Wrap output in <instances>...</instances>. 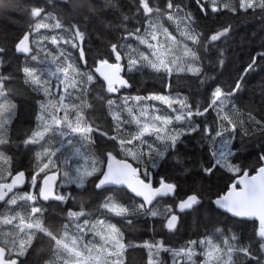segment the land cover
<instances>
[{
  "label": "snow or ice",
  "instance_id": "6c2138e0",
  "mask_svg": "<svg viewBox=\"0 0 264 264\" xmlns=\"http://www.w3.org/2000/svg\"><path fill=\"white\" fill-rule=\"evenodd\" d=\"M47 2L51 3V0ZM64 3L68 5V0ZM107 3L115 6L113 0H107ZM132 3L135 5L134 15L137 18L142 16L143 23L127 29L124 38L135 39L145 46V50L131 44L112 43L110 49L116 63L98 59L94 70L88 71L81 67L70 51L78 50L79 61L87 64L83 47L85 33L75 24L65 25L61 17L53 15L44 6L31 7L30 16L34 23L18 38L14 48L35 62L33 65L26 63L23 67V83L32 92L45 97V101L39 102L37 129L31 131L24 141L25 144H39L41 151L35 157L36 168L30 174L32 190L20 191L28 177L24 170H13V158L4 149L10 143L8 133L17 115V104L12 98L16 89L8 87L12 76L0 74V205H3L0 207V264H31L34 242L41 243L45 238L51 252L45 264H124L128 246L124 243V232L112 222V216L123 218L129 225L134 218L159 217L164 221L163 227L169 231L176 230L183 215H191L202 205L203 197L198 190L193 188L181 195L182 189L176 182L178 177L161 176L158 186H154L148 169L141 171L126 160L117 159L112 151L106 153L104 161H97L91 158L89 149L98 144L97 137H102L113 142V148H118L117 154L123 153L136 160L146 155L153 168L167 155L176 161L174 167L177 171L187 172L179 156V146L194 133L211 145V161L201 165V171L210 177L224 169L238 177L225 195L215 199L214 204L234 217L258 221L254 233L258 240L243 242L235 233L229 235L216 228L215 232L223 235L221 242L205 234L200 239L190 240L182 248L165 251L172 253L173 264H197L198 256L203 257L202 264H248L249 261L264 264V156L260 157L261 166L255 175L242 170L233 160L237 155L234 141L239 136L243 143V137L256 130L244 127L242 120L238 125L233 119L237 109L232 103V98L242 90L245 77L256 70V56L233 87L225 90L216 86L206 105L190 103L188 96L178 92H154L123 96L119 103L108 98L111 131L86 116L85 109L92 107L87 102V97L92 94L90 86L97 79L102 78L104 82L94 97L98 101H104V92L116 94L122 88L131 87L121 75L124 65L120 61L124 57H127L129 71L149 68L168 78L174 71L177 74L186 71L200 77L203 68L201 50L207 53L210 43L226 37L232 28V25H227L205 37L197 30L193 14L185 11L187 5L182 8L173 0H166L164 5L157 0H132ZM195 3L205 16L210 8L212 13L226 11L232 15H259L264 19V0H195ZM69 6L82 8L89 14L93 11L90 4H81L79 0ZM162 18L176 24V34L160 22ZM129 19L128 15H123L120 26L126 28L123 21ZM124 48L127 51H123ZM4 52L5 48L0 46V54ZM223 56V49H220V65L224 63ZM258 56L264 59V53ZM206 82L205 76L201 83ZM166 87L171 88V83ZM210 112H215L213 124L209 125L205 120L201 129L195 118ZM250 121L259 126L264 135V124L251 116ZM130 125H135V129L131 130ZM74 145L78 147L65 155L66 149ZM139 148L145 151H138ZM74 156L79 157L82 163L64 171L63 176L77 189L95 190L96 195L103 190L105 198L100 206V215L92 219L82 207L79 211L68 209L64 223L47 222L45 208L39 201L66 202L73 199L68 194L55 191V182L59 173L56 162L63 158L67 165ZM93 177L95 179L90 180ZM89 182L91 189L87 187ZM109 185L130 190L133 194L131 202L125 203L117 195H107L115 191L107 187ZM136 197L142 199L136 202ZM164 198H170L171 203L162 205ZM144 247L148 249L147 264H160L159 253L163 245L145 244Z\"/></svg>",
  "mask_w": 264,
  "mask_h": 264
},
{
  "label": "trees",
  "instance_id": "16d2710c",
  "mask_svg": "<svg viewBox=\"0 0 264 264\" xmlns=\"http://www.w3.org/2000/svg\"><path fill=\"white\" fill-rule=\"evenodd\" d=\"M74 2L75 0H68V5H66L64 0H51V3H48L47 0H0V46L5 48V52L0 54V61H2L0 74L13 77L8 87L16 89V94L12 98L17 104V115L8 133L10 143L5 145L4 149L6 154L13 158V170H24L27 174L28 182L23 189H19L20 191H29L30 174L36 168L35 157L41 151L39 144H25L24 141L31 131L37 129L39 123L37 116L40 114L39 102L45 101L42 94L32 92L23 83V67L26 63L33 65L35 62L17 53L14 48L18 38L25 31H28L29 25L34 23V19L30 16L31 7L44 6L46 10L52 11L53 15L61 17L62 23L65 25L75 24L85 33L83 47L87 64L79 61L78 50L70 49L73 57L77 59L85 71L94 70L98 59L115 60L110 49L112 43L118 45L131 44L134 47H139L141 51L145 50V46L140 45L135 39L124 38L127 29H132L134 26L143 23L142 16L137 18L134 15L135 5L132 0H113L115 6L109 5L107 0H79L81 4L86 2L92 6L93 11L90 14L85 13L82 8L70 7L69 5ZM157 2L164 5L166 0H157ZM173 3L180 4L182 8L187 5L185 11L193 14L196 19L197 30L201 31L205 37H210L224 26L232 25L226 37L210 43V50L207 53L201 50L203 62L201 76H193L186 71L177 74L174 71L173 75L168 78L153 72L149 68L129 71L127 69V57H124L122 59L124 78L129 81L131 87L122 88L116 94L104 92V101H98L94 97L101 91V85L104 82L97 79L90 86L92 94L87 97V102L92 107L86 108L85 114L111 131L112 121L107 106L108 98L119 103L123 96L128 95H148L154 92L175 94L178 92L188 96L190 103L199 102L206 105L216 86L225 90L233 87L237 78L241 76L243 70L256 56V70L245 77L242 90L232 98V103L237 109L233 119L237 121L238 125L239 121L242 120L243 126L248 127L250 131L252 128H256L251 135L243 137V143L240 142L241 137L239 136L234 141V150H237V155L233 157V160L242 170L253 173L261 166L260 157L264 156V135L259 131V126L250 121L251 116L264 124V59H260L258 56L259 53H264V19H261L259 15L252 16L243 13L232 15L226 11L212 13L210 8L208 15L205 16L199 11L195 0H173ZM123 15L130 17L128 21H123L126 28L120 26ZM160 22L176 34L175 23L166 21V18H162ZM220 49H223L224 52L223 65H220L218 61ZM123 51H127V49L124 48ZM205 76L207 82L202 84L201 79ZM168 83H171V88L166 87ZM124 115L127 116L126 113ZM195 119L203 129V121L207 120L209 125L213 124L215 112L206 113L205 116ZM129 127L131 130L135 129V125ZM146 139L151 140L152 138L146 137ZM97 140L98 144L89 149L91 158L104 161L106 153L112 151L113 155L117 157L131 160L141 171L148 169L155 185L158 184L161 176L178 177L176 182L182 189L181 195L195 188L203 197V203L199 210L191 215H183L181 223L174 231H169L163 227L164 221L159 217L134 218L133 223L129 225L123 218L112 216V222L117 223L124 232V243L128 246L124 253V264H147L148 249L144 247L145 244L163 245L159 253L160 264H173L172 253L165 251V249L182 248L190 240L200 239L205 234L212 235L217 242L222 241V233L229 235L235 233L243 242L258 240L254 236L258 228V221L232 217L218 209L214 204L213 200L227 190L230 184L235 181L236 176L224 169L217 171L210 177L201 171V165H207L211 161V145L208 141H202L198 133L192 134L185 139L183 145L179 146V156L184 161L183 166L187 168V172L177 171L174 167L176 161L167 155L165 160L159 161L158 166L153 168L146 155L141 160H136L132 156H125L123 153L117 154L118 148H113V142L106 141L102 137H97ZM74 147H78V145L66 149L65 155H69ZM137 150L145 151L143 148ZM56 163L59 164L61 178L59 182L60 193L68 194L73 199L66 202L39 201V204L45 208L46 221L59 225L66 222L68 209L77 211L82 207L92 219L99 216L100 206L105 198L103 190H100V194L96 195L95 190L77 189L75 185L68 184L63 176L64 171L74 169L82 163L80 158L74 156L67 165L63 158ZM52 170H56L55 167ZM42 175L43 173H41ZM92 179L95 177L90 178V180ZM87 187L91 189V182ZM111 188L115 190L114 193L107 195H117L118 199L125 203L131 202L132 195L125 189L112 186ZM135 200L136 202L140 201L137 198ZM165 203H171V199L164 198L161 204ZM216 228H220L222 233L215 232ZM34 246L35 251L32 252L31 264H45L51 255L47 239L45 238L43 242L38 244L34 242ZM196 259L197 264H202L203 257L198 256ZM248 264H255V261H249Z\"/></svg>",
  "mask_w": 264,
  "mask_h": 264
},
{
  "label": "water",
  "instance_id": "95a60500",
  "mask_svg": "<svg viewBox=\"0 0 264 264\" xmlns=\"http://www.w3.org/2000/svg\"><path fill=\"white\" fill-rule=\"evenodd\" d=\"M20 54V53H19ZM20 55H22V56H25L24 54H20ZM110 63H116V61H109ZM120 63H121V61H120ZM98 75V74H97ZM121 75L124 77V74H123V71L121 72ZM100 80L103 82V80H102V78H100ZM117 159H122V160H126L128 163H130L133 167H137L131 160H129V159H127V158H121V157H117ZM260 167V166H259ZM258 167V168H259ZM139 168V167H138ZM257 168V169H258ZM256 169V170H257ZM53 171H55V170H53ZM250 175H255L256 174V171H254L253 173H249ZM44 175V174H43ZM26 176H27V174H26ZM143 178V177H142ZM238 177H236V179H237ZM235 179V180H236ZM59 181H60V175H59V173H58V175H57V180H56V182H55V184H56V187H55V191H57V186H58V183H59ZM235 182V181H234ZM26 183H27V181H26ZM26 183L20 188V189H22V188H24L25 186H26ZM152 183H153V181H152ZM153 185L154 186H158V184L157 185H155L154 183H153ZM118 187V188H123V189H125L129 194H131L130 193V190H128V189H126L125 187H123V186H114V185H109V187ZM229 188V187H228ZM228 188H227V190L222 194V195H220V196H223V195H225L226 193H227V191H228ZM131 195H133V194H131ZM219 197V196H218ZM218 197H216L215 199H217ZM137 199H139V200H141L142 198H139V197H136ZM215 199L213 200V202L215 201ZM44 202V201H43ZM48 202V201H47ZM217 207V206H216ZM218 208V207H217ZM219 209V208H218ZM220 210H222V209H220ZM222 211H224V212H226L225 210H222ZM226 213H228V212H226ZM229 215H231L230 213H228ZM232 216V215H231ZM232 217H234V216H232ZM235 218H237V217H235ZM240 219V218H239ZM244 220H247V219H244Z\"/></svg>",
  "mask_w": 264,
  "mask_h": 264
},
{
  "label": "flooded vegetation",
  "instance_id": "af4514ba",
  "mask_svg": "<svg viewBox=\"0 0 264 264\" xmlns=\"http://www.w3.org/2000/svg\"><path fill=\"white\" fill-rule=\"evenodd\" d=\"M57 191H58V193H60V189H59V187H57ZM91 204V203H90ZM80 209H78L77 211H79Z\"/></svg>",
  "mask_w": 264,
  "mask_h": 264
},
{
  "label": "rangeland",
  "instance_id": "374dc122",
  "mask_svg": "<svg viewBox=\"0 0 264 264\" xmlns=\"http://www.w3.org/2000/svg\"><path fill=\"white\" fill-rule=\"evenodd\" d=\"M32 189H31V186L29 185V191H31Z\"/></svg>",
  "mask_w": 264,
  "mask_h": 264
}]
</instances>
